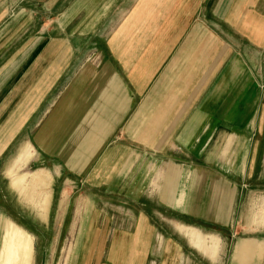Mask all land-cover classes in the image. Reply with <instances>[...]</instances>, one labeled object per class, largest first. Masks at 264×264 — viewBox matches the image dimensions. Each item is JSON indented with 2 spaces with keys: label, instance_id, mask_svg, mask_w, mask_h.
<instances>
[{
  "label": "crops",
  "instance_id": "1",
  "mask_svg": "<svg viewBox=\"0 0 264 264\" xmlns=\"http://www.w3.org/2000/svg\"><path fill=\"white\" fill-rule=\"evenodd\" d=\"M208 10L228 31L195 19ZM35 12L48 17L37 27L24 21L22 28L39 31H27L22 47L0 64V156L14 141L27 142L8 173L33 154L56 182L64 174L89 177L96 194L104 189L113 197L126 183L136 190L143 224L137 236L144 237L135 249L127 244V254L146 264L165 238L177 253L171 238L182 233L185 248L216 261L220 237L186 224L229 221L234 205L233 183L211 179L204 157L225 159L235 141L223 171L254 178L264 170V0H0V40L21 14ZM243 40L255 54L246 55ZM92 44L98 51L81 50ZM195 157L200 177L187 164ZM134 173L138 180L130 183ZM46 182L38 172L13 186L30 191L36 184L29 197L37 199ZM257 227L234 238L220 263L264 264V225ZM94 230L96 243L81 249L89 253L85 264H113L108 238L135 235Z\"/></svg>",
  "mask_w": 264,
  "mask_h": 264
},
{
  "label": "rangeland",
  "instance_id": "2",
  "mask_svg": "<svg viewBox=\"0 0 264 264\" xmlns=\"http://www.w3.org/2000/svg\"><path fill=\"white\" fill-rule=\"evenodd\" d=\"M3 15H1L0 20H2ZM47 17V15L37 12L31 15L30 13L21 14L17 26L8 29L5 33L3 32L4 35L0 40V64L8 53L22 47L20 41L23 40L27 31L30 33L33 31L34 34L39 31L37 28L28 30L22 28L21 25L25 24L24 21H30V26L37 27L38 25H35V22L36 24L41 23ZM195 19H202L213 29L221 30L225 28L224 30L228 31L219 22L220 20L216 15L212 14L211 11L209 12V10L207 13L196 15ZM50 30L53 29L50 28ZM99 43L102 44L101 40ZM241 45L246 55L255 54V51L244 40ZM96 46L98 47V44L88 45L87 47L85 45L82 46L81 50L85 51L88 48L87 51H93ZM96 51H98L97 48ZM260 80L264 83V77H259ZM230 138H233V136ZM21 143L18 140L14 141L0 156V264H12V261L8 258L10 253L7 250V242L9 241L5 242V235H11L10 241L13 236L19 239L18 243L12 244L15 250L14 264H85L81 260L85 255L88 257L89 253L81 252V249L85 250L87 248L89 250V247L96 243L98 237L93 235L96 227L123 230L124 232L135 229V232L133 231L135 235L130 239L127 238L128 234L126 235V233H124L125 237L124 235H117V237L114 236V238L110 237L108 239H111L109 243L111 248H114L110 252V256L114 257L113 264H139L135 252L127 254L124 251L126 249H123L127 247V244H130V248L135 249V243H142L144 240L143 235L137 236L136 228H142L143 224L139 225L138 222V204L137 199L134 197L136 190L131 189L128 191L126 183H124V189L121 188L120 184L115 188L116 190H112L115 196L113 197L111 193L107 194L104 189L101 190L104 193L98 191L96 194L95 188L88 184L89 177L83 181V178H73L69 174H64L60 175L61 178L56 182L52 172L44 170L39 160H33V154L18 171L10 175L8 173L9 167L17 159L21 148L27 145V142L23 145ZM233 146L225 157L226 161L221 159L220 156L219 158L204 157V164L205 162L209 163L211 179L214 177L213 174H216L219 176L217 179L220 180V183L224 178L233 183L231 192L234 205L230 207L228 212L229 221H199L194 219L188 222L189 224L181 221L178 223L194 226L205 234L218 235L220 237L217 251L218 259L212 262L195 249L185 248V237L180 233V235L171 238L180 246L177 253L173 245L167 246L169 238H165L164 246H161L156 252L151 249L147 254L146 264H152L155 259L162 260V264L164 262L170 264V261H174L175 258L178 262L181 260L183 262L187 257L191 258L189 264H222L220 262L223 261V252L224 250L227 252L226 258H228L229 252L227 250L231 249L234 238H241L262 229L257 225H264V218L261 215L264 214V170L259 172L258 177L254 176V178L250 177L248 171L238 174L224 172L223 169L229 168L227 160L233 153ZM150 161L154 162L155 160L154 158H146V163L149 164ZM201 162L196 157L193 159V163L188 160L187 164L191 166L190 169L194 170L196 177L202 175L201 172H197L196 167L201 165ZM38 172H42L46 176L45 189L43 191L37 190L39 194L44 195V198L34 199L29 197V195H34L33 188L36 184H31L30 191L23 189L26 186L25 184L19 189L13 186V181L21 179L22 175L31 177V175ZM105 178L107 177L104 176L103 181L106 180ZM129 180L130 183H136L138 180L136 173L131 174ZM97 196L98 199L96 200ZM128 207L130 208L129 213ZM198 207L195 206V209ZM97 212L99 219L96 221ZM104 217L109 218V221ZM111 217H114V219ZM178 218H180V215ZM161 223L162 229L169 228L167 221L162 220ZM152 244L153 247L154 245L156 247L157 240L154 239ZM127 255H129V259L125 257ZM86 260V264H88V258Z\"/></svg>",
  "mask_w": 264,
  "mask_h": 264
},
{
  "label": "bare ground",
  "instance_id": "3",
  "mask_svg": "<svg viewBox=\"0 0 264 264\" xmlns=\"http://www.w3.org/2000/svg\"><path fill=\"white\" fill-rule=\"evenodd\" d=\"M9 239H11V235L10 236H8V235H5V242H7V241H9V242H7V250H8V253H10V255H9V259H10V261H12V264H14V261H13V259H14V246L12 245V244H14V243H18L19 242V239L18 238H16V236H13V238H12V240L10 241ZM15 239V240H14ZM16 247V246H15ZM13 256V257H12Z\"/></svg>",
  "mask_w": 264,
  "mask_h": 264
}]
</instances>
